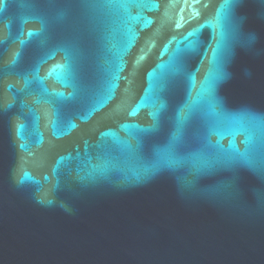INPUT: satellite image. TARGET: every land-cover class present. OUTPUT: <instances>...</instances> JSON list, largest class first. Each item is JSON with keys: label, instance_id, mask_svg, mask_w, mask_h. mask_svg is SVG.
I'll use <instances>...</instances> for the list:
<instances>
[{"label": "water", "instance_id": "1", "mask_svg": "<svg viewBox=\"0 0 264 264\" xmlns=\"http://www.w3.org/2000/svg\"><path fill=\"white\" fill-rule=\"evenodd\" d=\"M0 264H264V0H3Z\"/></svg>", "mask_w": 264, "mask_h": 264}, {"label": "snow or ice", "instance_id": "2", "mask_svg": "<svg viewBox=\"0 0 264 264\" xmlns=\"http://www.w3.org/2000/svg\"><path fill=\"white\" fill-rule=\"evenodd\" d=\"M3 2V0H0V3H2ZM224 6H222V8H223ZM178 27H179V24L177 25ZM29 35H31V33H29ZM237 158H239V159H241V160H244L245 162H246V157L244 156V154H237V156H234V157H232V158H230L231 160H236Z\"/></svg>", "mask_w": 264, "mask_h": 264}]
</instances>
